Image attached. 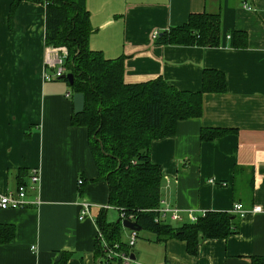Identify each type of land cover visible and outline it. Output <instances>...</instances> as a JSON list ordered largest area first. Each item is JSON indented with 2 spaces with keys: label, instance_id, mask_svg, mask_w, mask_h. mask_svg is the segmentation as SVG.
I'll return each instance as SVG.
<instances>
[{
  "label": "crops",
  "instance_id": "obj_1",
  "mask_svg": "<svg viewBox=\"0 0 264 264\" xmlns=\"http://www.w3.org/2000/svg\"><path fill=\"white\" fill-rule=\"evenodd\" d=\"M14 1L0 0V195L27 181L31 169L40 181L28 205L0 208V225L7 227L0 230V264H102L96 218L103 214L112 223L106 216L117 208L98 179L87 128L71 123L68 85L43 79L46 6L19 0L11 10ZM85 6L89 47L122 57L126 83L160 76L196 92L204 70L225 76L224 91L203 93L201 114L152 139L149 154L161 171L160 207L180 215L165 222L179 227L241 203L237 228L225 237H200L194 253L177 236L156 240L151 232L129 249L135 262L264 264V0H85ZM202 12L219 15L217 46L152 37ZM211 129L229 131L210 138ZM82 201L90 209L79 219ZM128 236L122 226L118 243L127 250Z\"/></svg>",
  "mask_w": 264,
  "mask_h": 264
},
{
  "label": "trees",
  "instance_id": "obj_2",
  "mask_svg": "<svg viewBox=\"0 0 264 264\" xmlns=\"http://www.w3.org/2000/svg\"><path fill=\"white\" fill-rule=\"evenodd\" d=\"M17 2L19 0L14 1L11 10ZM43 2L46 6L45 45L66 47L64 67L66 73L73 75L72 84L65 78L57 80L64 81L72 93L80 92L84 96L83 111L72 112L71 123L88 130L98 179L108 185V204L119 210L118 220L121 211L127 216L132 215L142 230L156 235V240L177 236L186 242L191 253L195 252L200 237H225L234 232L238 215L232 212L207 211L194 222L179 227L157 219L161 171L151 162L149 154L152 139L171 135L178 120L201 114L203 93L224 91V74L204 70L202 88L196 92L175 89L160 76L147 82L126 83L122 57L106 58L88 45L92 27L85 0ZM219 37V15L202 12L191 14L181 26L163 31L156 41L161 44L217 46ZM238 44L243 46L245 42ZM228 131L211 129L207 137L220 136ZM96 220L109 244L119 241L120 222L107 223L103 214ZM4 228L7 227L0 225V230ZM96 242L101 258V247Z\"/></svg>",
  "mask_w": 264,
  "mask_h": 264
},
{
  "label": "built area",
  "instance_id": "obj_3",
  "mask_svg": "<svg viewBox=\"0 0 264 264\" xmlns=\"http://www.w3.org/2000/svg\"><path fill=\"white\" fill-rule=\"evenodd\" d=\"M159 33L154 32L152 34L153 38H157ZM67 56V49L65 46H46L44 49L43 56V79L45 81H51L60 78L63 74L66 73L64 67V60ZM47 69L51 72L48 73ZM40 175L39 170L37 168L31 169L28 174L27 181L20 183L16 186L15 189L10 190L4 194L0 195V208L8 209V208H21L28 205L30 202L28 201V192L35 191L37 186L39 185ZM83 181L81 179L78 180V184H82ZM38 203V199L35 198L33 204ZM90 205L86 201L81 202V213L79 215V219H82L84 215L89 212ZM121 211V210H120ZM232 213L238 214L241 216L243 214V209L241 203H234L231 209ZM120 217L122 219H129L131 221L134 220L132 215H125L124 212H120ZM169 217L172 220H179L180 215L175 208L171 207H159L158 209V218L159 220L165 221V219ZM137 238V231L129 230V237L127 241V249H123L118 242H114L109 244L102 231L98 229L97 231V239L99 241L102 256L100 261L102 264H116L119 262L120 264H137L134 259H132L129 249L134 246Z\"/></svg>",
  "mask_w": 264,
  "mask_h": 264
},
{
  "label": "water",
  "instance_id": "obj_4",
  "mask_svg": "<svg viewBox=\"0 0 264 264\" xmlns=\"http://www.w3.org/2000/svg\"><path fill=\"white\" fill-rule=\"evenodd\" d=\"M61 78H65L69 84H72L73 82V75L71 73H65L61 76ZM71 102H72V108H73V113L78 114L83 111V106H84V96L80 92H73L71 95ZM117 222H120L121 225L124 228H127L129 230H134V231H140L142 230V227L137 224L135 220L131 221L127 218L120 220H117ZM132 259L135 258V255L133 253L131 254Z\"/></svg>",
  "mask_w": 264,
  "mask_h": 264
},
{
  "label": "rangeland",
  "instance_id": "obj_5",
  "mask_svg": "<svg viewBox=\"0 0 264 264\" xmlns=\"http://www.w3.org/2000/svg\"><path fill=\"white\" fill-rule=\"evenodd\" d=\"M47 72L50 73L51 71L49 69H47ZM58 82L64 83V82H61V81H58ZM64 85H66V84L64 83ZM118 216H119L118 209L112 208V209H110L108 211L107 216H106V220H108V221H116V220H118ZM171 224H175V223H171ZM125 231H127V230L125 229ZM152 235L153 234L151 232H149V231L140 230V231L137 232L136 242L142 241L143 239H146L147 237H150ZM127 241H128V239H127Z\"/></svg>",
  "mask_w": 264,
  "mask_h": 264
}]
</instances>
